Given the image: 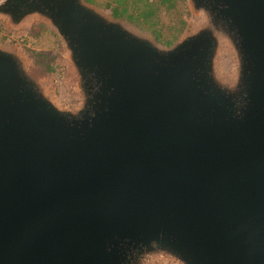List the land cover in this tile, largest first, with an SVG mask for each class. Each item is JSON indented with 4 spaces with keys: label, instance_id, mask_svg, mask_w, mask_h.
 I'll use <instances>...</instances> for the list:
<instances>
[{
    "label": "water",
    "instance_id": "water-1",
    "mask_svg": "<svg viewBox=\"0 0 264 264\" xmlns=\"http://www.w3.org/2000/svg\"><path fill=\"white\" fill-rule=\"evenodd\" d=\"M187 1L161 45L88 0H0L57 32L78 99L0 44V264H264V0Z\"/></svg>",
    "mask_w": 264,
    "mask_h": 264
},
{
    "label": "rangeland",
    "instance_id": "rangeland-1",
    "mask_svg": "<svg viewBox=\"0 0 264 264\" xmlns=\"http://www.w3.org/2000/svg\"><path fill=\"white\" fill-rule=\"evenodd\" d=\"M108 1L96 0L93 3L113 15L112 8L105 6ZM122 18L127 19L126 17ZM153 20L165 32L162 41H158L161 45L166 44L163 42L165 40L163 38H167L168 35L175 42L195 22L187 0H178L177 6L172 8L162 6ZM135 25L144 32L153 35L151 30L138 24ZM0 44L24 53L37 74L46 77L48 83L55 89L57 99L63 105H76L78 99L74 92L72 74L65 57L63 40L45 21L30 22L29 19H26L20 26L14 27L1 17ZM221 63L225 68H229L230 58L221 56ZM149 264H179V262L172 259L155 258Z\"/></svg>",
    "mask_w": 264,
    "mask_h": 264
},
{
    "label": "trees",
    "instance_id": "trees-1",
    "mask_svg": "<svg viewBox=\"0 0 264 264\" xmlns=\"http://www.w3.org/2000/svg\"><path fill=\"white\" fill-rule=\"evenodd\" d=\"M94 2L96 0H88ZM178 0H109L105 6L111 7L115 16H123L149 30L162 41L165 34L153 19L162 6L176 7ZM163 42L171 44L173 38L169 35Z\"/></svg>",
    "mask_w": 264,
    "mask_h": 264
},
{
    "label": "flooded vegetation",
    "instance_id": "flooded-vegetation-1",
    "mask_svg": "<svg viewBox=\"0 0 264 264\" xmlns=\"http://www.w3.org/2000/svg\"><path fill=\"white\" fill-rule=\"evenodd\" d=\"M19 12V11H18Z\"/></svg>",
    "mask_w": 264,
    "mask_h": 264
}]
</instances>
